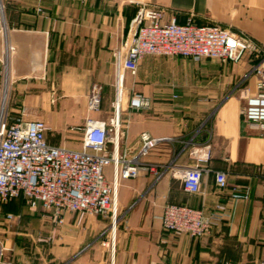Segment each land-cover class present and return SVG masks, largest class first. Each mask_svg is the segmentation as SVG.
Listing matches in <instances>:
<instances>
[{
    "label": "crops",
    "instance_id": "1",
    "mask_svg": "<svg viewBox=\"0 0 264 264\" xmlns=\"http://www.w3.org/2000/svg\"><path fill=\"white\" fill-rule=\"evenodd\" d=\"M0 3V66L3 58L12 114L25 107V120H44L51 127L50 143L74 149L82 147V131L78 135L74 130L68 139L67 128H82L88 117L108 120L113 115L114 53L140 6L162 8L165 21L184 23L191 16L201 25L228 27L264 47V0ZM255 62L145 56L136 75L125 73L124 86L149 96L152 105L130 110L124 104L121 146L136 151L142 131L173 137L143 159L180 168L198 163L190 154L192 147L209 145V159L200 162L208 169L201 193L187 192L172 169L159 179L150 174L121 179L114 240L109 218L87 214L78 222L76 213H66L52 241L39 243L35 235H51L54 228L41 217L35 232H8L0 240L5 247L0 264H254L264 259V131L241 113L246 97L258 93V77L251 73ZM94 85L102 87L99 111L87 107ZM67 107L72 112L62 113ZM216 170L227 173L225 193L233 186L249 191L248 198L235 204L233 221L215 226L202 238L163 230L165 204L209 208L223 199L215 184Z\"/></svg>",
    "mask_w": 264,
    "mask_h": 264
},
{
    "label": "built area",
    "instance_id": "2",
    "mask_svg": "<svg viewBox=\"0 0 264 264\" xmlns=\"http://www.w3.org/2000/svg\"><path fill=\"white\" fill-rule=\"evenodd\" d=\"M7 49L13 50V47L8 46ZM148 55L181 56L196 62L213 59L222 63L256 59L251 73L258 77V93L246 97L241 113L252 126L264 131V47L244 33L218 24L201 25L191 16L184 23L176 18L165 21L164 10L157 6H140L130 20L125 41L114 53L113 115L108 120L87 118L81 128L80 149L50 143L47 134L51 127L44 120H25V107L18 111L17 116L12 114L5 102L9 80L6 79V65L2 58L0 77L4 76V69L5 77L0 79V205L22 197L30 212H43L54 228L51 235L37 233V242H51L56 227L64 223L66 213H76L78 222L87 214L109 218V230L114 240L120 219L117 191L121 179L143 174L159 179L172 169L187 192L201 193L204 172L208 169H204L200 162L209 159V145L203 149L192 147L190 154L198 163L180 168L143 159L160 142L173 141V137L153 136L142 131L136 151L121 146L123 130L120 116L124 104L127 103L130 110L148 109L152 105L149 96L124 86L125 73L136 75L141 61ZM177 97L174 94V98ZM101 104L102 87L94 85L88 94V110L99 111ZM108 166H112L111 180L105 174ZM214 175L223 199L209 208L165 204L161 216L163 230L202 238L215 226L233 221L235 204L248 198L249 191L233 186L231 192L225 193L229 187L227 173L216 170ZM10 217L12 214L7 216ZM4 250V245L0 244V256ZM254 264H264V259Z\"/></svg>",
    "mask_w": 264,
    "mask_h": 264
},
{
    "label": "rangeland",
    "instance_id": "3",
    "mask_svg": "<svg viewBox=\"0 0 264 264\" xmlns=\"http://www.w3.org/2000/svg\"><path fill=\"white\" fill-rule=\"evenodd\" d=\"M3 68V67H1ZM4 76L0 77V79L5 77V69H4ZM6 79H8V76H6ZM10 92H11V86L10 83L8 85V95L6 97V106L9 108V100H10ZM103 99V96H102ZM10 109V108H9ZM11 111V110H10ZM62 113L69 114L71 113V109L67 107L66 109L61 110ZM81 128L76 127L67 128V135L68 139H73L71 135H74V130H77L75 134L81 135ZM105 174L107 179L111 180L113 177L112 174V166H108L105 170ZM8 209V210H7ZM9 207H5L4 205L0 206V240L3 239V237H6L8 232H16V231H29L31 233L35 232L36 230L40 229V222L41 217L43 216V212L37 211L35 213L30 212L29 210L25 209L23 211L19 210H9ZM9 214H12V217L7 218ZM7 231V232H6ZM19 236V235H18ZM1 244V243H0Z\"/></svg>",
    "mask_w": 264,
    "mask_h": 264
},
{
    "label": "trees",
    "instance_id": "4",
    "mask_svg": "<svg viewBox=\"0 0 264 264\" xmlns=\"http://www.w3.org/2000/svg\"><path fill=\"white\" fill-rule=\"evenodd\" d=\"M2 205H4L5 207H9L10 208L9 210H13V211H15V210H17V211H19V210L23 211L25 209L28 210V208L25 205L24 199L22 197L15 198V199L11 200L10 202L5 203V204H2Z\"/></svg>",
    "mask_w": 264,
    "mask_h": 264
},
{
    "label": "bare ground",
    "instance_id": "5",
    "mask_svg": "<svg viewBox=\"0 0 264 264\" xmlns=\"http://www.w3.org/2000/svg\"><path fill=\"white\" fill-rule=\"evenodd\" d=\"M116 230V229H115ZM116 232V231H115Z\"/></svg>",
    "mask_w": 264,
    "mask_h": 264
}]
</instances>
